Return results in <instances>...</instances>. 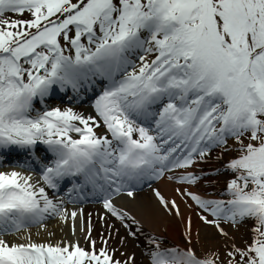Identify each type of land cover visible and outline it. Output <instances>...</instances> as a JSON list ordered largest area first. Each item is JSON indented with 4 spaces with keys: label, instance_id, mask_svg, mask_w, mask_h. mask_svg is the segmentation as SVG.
<instances>
[{
    "label": "snow or ice",
    "instance_id": "snow-or-ice-1",
    "mask_svg": "<svg viewBox=\"0 0 264 264\" xmlns=\"http://www.w3.org/2000/svg\"><path fill=\"white\" fill-rule=\"evenodd\" d=\"M0 264H264V0H0Z\"/></svg>",
    "mask_w": 264,
    "mask_h": 264
},
{
    "label": "bare ground",
    "instance_id": "bare-ground-1",
    "mask_svg": "<svg viewBox=\"0 0 264 264\" xmlns=\"http://www.w3.org/2000/svg\"><path fill=\"white\" fill-rule=\"evenodd\" d=\"M79 110H82V109L80 108ZM88 111H91V110L89 109ZM199 167L204 169L205 171H209V169H205L201 165ZM211 179H213V178H211ZM218 179L220 181L217 183L216 187L222 188L224 185V176H219ZM161 187H162L165 195H173L170 186L161 185ZM140 202L145 206L146 210H148L149 212H151L152 209H155L154 199L151 196L150 190H148V189L145 190L144 192L140 193ZM84 210H85L86 214L89 212L92 213L93 236L97 237L98 232H104V229L107 227L106 224L102 225L101 221L98 219V216H97V213L103 212V209L101 208V206H93V207H84ZM141 218L144 219V221H145V228L148 230H151V231L159 232L163 227H165V226L169 227L170 235H172V238L176 239L179 242L180 237L173 233L174 225L172 224L171 221H169L166 217H164L162 213H158L154 216H148V217L141 214ZM115 223L117 224V226L119 225V222H115ZM53 227H55V225H53ZM33 231H34V229H33ZM121 233H123V229H121ZM62 235H64V233L57 232V236L55 237V239L60 238V236H62ZM77 235L79 236V232L77 233ZM7 238L8 239H14L15 237H7ZM142 239L143 238H141V240ZM109 243L113 244V246H119L116 244L115 241H109ZM142 246L143 245L141 244V247ZM127 250L135 251L137 258L142 259L140 250L137 248H134V246L130 240L127 243Z\"/></svg>",
    "mask_w": 264,
    "mask_h": 264
},
{
    "label": "rangeland",
    "instance_id": "rangeland-1",
    "mask_svg": "<svg viewBox=\"0 0 264 264\" xmlns=\"http://www.w3.org/2000/svg\"><path fill=\"white\" fill-rule=\"evenodd\" d=\"M217 163H220V162L217 161V160L215 159L214 156H211V157L209 158L208 162L205 163V164H203V166H204V167H207V168H210V169H213V166H215ZM221 174H223V173H221ZM213 177H214V176H213ZM216 177H217V176H216ZM243 232H244V230L241 229V233H243ZM179 242H180V243L183 242V241H182V238H180Z\"/></svg>",
    "mask_w": 264,
    "mask_h": 264
}]
</instances>
